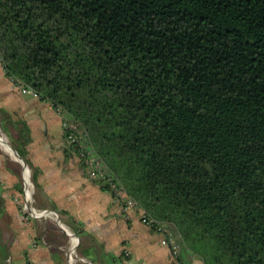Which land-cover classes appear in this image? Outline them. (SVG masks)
Here are the masks:
<instances>
[{
  "label": "trees",
  "instance_id": "obj_1",
  "mask_svg": "<svg viewBox=\"0 0 264 264\" xmlns=\"http://www.w3.org/2000/svg\"><path fill=\"white\" fill-rule=\"evenodd\" d=\"M0 64L168 227L176 260L264 264V0H0Z\"/></svg>",
  "mask_w": 264,
  "mask_h": 264
},
{
  "label": "crops",
  "instance_id": "obj_2",
  "mask_svg": "<svg viewBox=\"0 0 264 264\" xmlns=\"http://www.w3.org/2000/svg\"><path fill=\"white\" fill-rule=\"evenodd\" d=\"M0 129L15 151L14 145L25 150L30 173L34 169L35 207L58 216L63 226L51 215L26 220L23 166L0 144V264H182L161 244L162 235L140 222L139 210L124 212L87 176L77 154L66 151L50 103L21 93L1 64ZM184 260L202 264L193 256Z\"/></svg>",
  "mask_w": 264,
  "mask_h": 264
},
{
  "label": "built area",
  "instance_id": "obj_3",
  "mask_svg": "<svg viewBox=\"0 0 264 264\" xmlns=\"http://www.w3.org/2000/svg\"><path fill=\"white\" fill-rule=\"evenodd\" d=\"M11 82L21 93L33 97H38V95L30 88H26L14 82L13 80H11ZM54 110L61 119L63 130H70V133L66 135L67 142L69 144H73L74 147L77 148V156L87 176L94 179L98 183L106 185L107 191L110 194L112 201L118 206H120V208L124 212H127L129 209L139 210L140 222L152 229L153 231L158 232L162 235L160 241L161 244L167 246L170 249L172 257L176 259L179 253V244L176 240L175 235L168 229V227L164 223L148 217L143 212V210L136 204V202L126 195L122 187H120L118 183L114 180L112 174L109 173L104 167V164L85 145L82 136L80 135L79 131L76 130V127L74 125L66 123V121L64 120V116L61 114L59 109ZM0 141H3V139L1 138ZM32 187L33 182L31 179L30 170L28 166H23L21 196L23 202V209L26 213V220L33 218H41L44 216V213L45 215L48 213L46 210H44V212L39 211V209L35 207ZM70 254L73 257L76 256L75 248L71 250ZM124 254L125 256H128V253L125 252Z\"/></svg>",
  "mask_w": 264,
  "mask_h": 264
},
{
  "label": "water",
  "instance_id": "obj_4",
  "mask_svg": "<svg viewBox=\"0 0 264 264\" xmlns=\"http://www.w3.org/2000/svg\"><path fill=\"white\" fill-rule=\"evenodd\" d=\"M1 130V129H0ZM0 143L2 144V145H4L8 150H10L11 152H12V154L14 155V158H15V160L16 161H18V162H20V164L22 165V166H25V167H27V164H26V162H25V160L13 149V148H11L8 144H5L4 142H2V141H0ZM39 209V211H42V212H44V209H42V208H38ZM44 216H46L45 215V213H44ZM49 216V215H48ZM55 216V217H54ZM54 216H52L53 217V219L57 222V225L63 230V226H62V224L60 223V221H59V218H58V216H56V215H54ZM65 233H66V235L67 236H69V237H74L75 239H79L74 233H72V232H69V231H66L65 230Z\"/></svg>",
  "mask_w": 264,
  "mask_h": 264
},
{
  "label": "rangeland",
  "instance_id": "obj_5",
  "mask_svg": "<svg viewBox=\"0 0 264 264\" xmlns=\"http://www.w3.org/2000/svg\"><path fill=\"white\" fill-rule=\"evenodd\" d=\"M0 137H2L3 138V142L5 143V144H8L10 147H11V144H10V142H9V140L7 139V137L5 136V135H3V133H2V131L0 130ZM6 138V139H5ZM1 144V143H0ZM2 147L5 149V151L8 153V155H10L12 158H14V155L12 154V152L10 151V150H8L4 145H2ZM12 148V147H11ZM15 159V158H14ZM33 188V190H34V187H32ZM36 210V209H35ZM49 215H51V216H54L53 214H49ZM55 217V216H54ZM66 231H67V229H66ZM72 238H74V237H72Z\"/></svg>",
  "mask_w": 264,
  "mask_h": 264
},
{
  "label": "bare ground",
  "instance_id": "obj_6",
  "mask_svg": "<svg viewBox=\"0 0 264 264\" xmlns=\"http://www.w3.org/2000/svg\"><path fill=\"white\" fill-rule=\"evenodd\" d=\"M2 137H0V140H1ZM3 139V138H2ZM6 139V138H5ZM3 142V141H2ZM47 216L49 215V213L46 214Z\"/></svg>",
  "mask_w": 264,
  "mask_h": 264
}]
</instances>
